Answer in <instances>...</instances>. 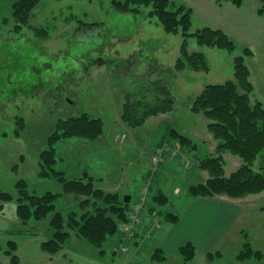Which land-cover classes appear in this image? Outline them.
Instances as JSON below:
<instances>
[{
	"label": "rangeland",
	"instance_id": "374dc122",
	"mask_svg": "<svg viewBox=\"0 0 264 264\" xmlns=\"http://www.w3.org/2000/svg\"><path fill=\"white\" fill-rule=\"evenodd\" d=\"M170 1L176 9L184 6L192 12L190 34L205 27L219 29L201 19L209 5L254 7L255 15L263 20L260 27H264V15L259 13L263 0H242L241 7L219 0ZM18 2L0 0V187L16 198L0 204V264H11V258L4 253L10 241L18 245L16 255L20 264H53L52 260L32 257L34 242L41 237L44 242L50 236L49 221L22 226L17 216L16 184L19 180L27 181L29 190L37 195L61 191L58 183L39 177V155L48 149V138L59 119L83 114L103 120L102 139L59 143L55 168L66 171L70 179L87 171L96 179L97 187L109 189L106 192L116 189L109 193H118L124 200L129 196L132 202L127 221L109 237L102 251L78 242L74 236L66 249L113 258L112 263L121 260V264H184L180 255L170 249L164 250L168 258L164 263L154 262L151 257L160 246L163 232L179 224L168 222L167 214L182 219L190 203L196 200L188 187L210 178L206 171L198 169L197 162L207 155L215 156L217 142L206 129L207 120L190 111V103L206 85L233 80L234 59L244 49L252 52V56H246L251 75L257 74L259 68L255 66L264 64V45H246L220 29L237 45V50L229 53L200 48L196 39L190 37L189 51L204 52L210 72L177 73L174 66L184 41L182 31L167 34L157 19L148 16L151 8L141 7L140 13L133 15L117 12L113 0H41L31 14L29 26L16 32L13 13ZM90 23L100 25L92 29L83 26ZM34 29L44 30L47 38L36 36ZM250 80L254 88L252 103L259 101L264 105L262 93L255 91L251 77ZM161 85L174 97L175 111L150 119L142 128L128 129L120 121L123 96L136 93L137 99H143L148 94L146 99L151 100ZM20 119H24L23 127ZM172 129L191 140L192 152L184 149L177 138L167 141V132ZM17 132L20 135L16 136ZM223 158L226 177L242 165L230 154ZM259 168L260 160L254 164L255 171ZM156 196L160 200L165 196L167 200L158 204ZM256 196L259 195L244 199L207 198L230 200L247 212L234 225L227 241L217 247L200 248L197 260L190 264H211L208 252H221L213 264H259L236 259L247 241L264 253V197ZM73 198L64 197L57 208L65 215L83 213L80 198ZM135 254H139L137 259Z\"/></svg>",
	"mask_w": 264,
	"mask_h": 264
},
{
	"label": "trees",
	"instance_id": "16d2710c",
	"mask_svg": "<svg viewBox=\"0 0 264 264\" xmlns=\"http://www.w3.org/2000/svg\"><path fill=\"white\" fill-rule=\"evenodd\" d=\"M41 0H19L15 5L13 17L17 23L16 32L29 26L33 10ZM232 2L236 7L242 6V0H219ZM114 9L122 14L137 15L140 8H151L149 17L157 19L167 34L177 35L182 31L184 41L180 48L174 70L177 73L185 71L209 73L210 66L207 56L202 51H189L188 38L194 37L200 48H217L234 53L237 50L235 42L222 30L205 27L195 34H190L192 28V12L181 6L176 9L170 0H113ZM264 15L263 6L259 10ZM99 23L83 24L88 29L96 28ZM36 36L47 38L44 30L34 29ZM246 56H252L249 49L234 59V79L225 83L208 84L190 103V111L203 116L207 120L206 129L217 142L215 156L207 155L200 158L198 169L206 171L210 178L205 183L188 187L189 193L196 199L226 196L231 199H244L251 195L264 193V105L256 101L252 103L254 88L251 83V72L246 63ZM162 81V80H161ZM158 90V89H157ZM136 93H126L123 96L120 121L128 129L144 127L151 118L168 115L175 111L176 101L169 90L160 86V90L151 100L135 97ZM21 120L23 127L24 119ZM105 124L102 119L92 118L88 114L67 119H59L54 131L48 138V149L39 155V177L49 179L59 184L58 193L46 192L37 195L29 190L27 181L19 180L16 184L17 216L25 228L31 222L49 221V238L40 249L49 256H58L66 249L73 239L86 242L91 247L104 248L109 237L119 232L120 224L127 221L130 203L118 193H109L97 187L96 179L87 171L80 177L70 179L66 171L55 168L57 164V145L70 139H84L98 142L104 135ZM20 133H16V136ZM169 135V136H168ZM20 137V136H19ZM179 139L184 149L192 152L190 139L172 129L167 132L168 139ZM230 154L238 158L242 165L226 177L223 166V156ZM260 160L259 171L254 170V164ZM73 195L80 200L79 208L83 213L69 212L65 215L57 208V203L66 196ZM15 196L5 192L0 187V204L11 203ZM155 202L164 204L165 196ZM171 224H177L180 216L167 214ZM29 235L31 233H28ZM36 235L32 233L31 235ZM28 235V236H29ZM85 244V243H84ZM9 249L4 252L11 258V264H20L16 255L18 245L15 241L8 243ZM104 251V250H103ZM0 252L2 247L0 246ZM105 252V251H104ZM103 253V252H102ZM179 255L184 264L192 263L197 256V247L192 243L183 245ZM221 256V252L207 254V260L213 264V259ZM239 261L254 260L264 264V253L253 248L246 242L236 257ZM154 262L164 263L168 258L162 249H156L151 257Z\"/></svg>",
	"mask_w": 264,
	"mask_h": 264
},
{
	"label": "crops",
	"instance_id": "0c3cea01",
	"mask_svg": "<svg viewBox=\"0 0 264 264\" xmlns=\"http://www.w3.org/2000/svg\"><path fill=\"white\" fill-rule=\"evenodd\" d=\"M201 19L207 25L224 30L230 36H233L246 45H264V37L262 38L264 27H260L263 20L255 15L254 7L237 9L229 4L222 6L209 5L206 7L205 12L201 14ZM262 47L263 50L261 51L264 54V46ZM255 67L259 68V72L257 71V74L253 73L251 79H253L255 91L258 90L260 94L262 93L261 101L264 102V64L261 67ZM256 78H258L257 81ZM261 82L263 85L260 84ZM256 83L262 89H259ZM162 116L166 115L158 117ZM114 190L109 192L117 191L116 189ZM261 196L264 197V194L256 197ZM130 200H132L131 197ZM246 212L238 203L234 204L230 200L223 198H217L216 200L196 199L190 203L186 209L185 216L180 219L179 224L163 232L162 239L159 242L160 246L156 247V249H162L163 251L170 249L174 254L179 255L180 248L187 243L194 244L198 251L200 248L217 247L227 241L234 225L244 217ZM41 238L40 241L34 242L33 244L32 249L34 251L32 257L37 256L39 258L49 259L52 260L50 262L53 264H121V260L118 263H112L113 258L108 260L106 257L101 258L94 253L89 256L84 250H73L70 252L64 249L60 255L52 257L53 259H51L49 255L42 253L40 250V245L43 242V237ZM79 245L77 246L81 247ZM29 250L30 248L28 247L27 253H29ZM138 256L139 254H135L136 259ZM135 262L136 260L133 261V263Z\"/></svg>",
	"mask_w": 264,
	"mask_h": 264
},
{
	"label": "water",
	"instance_id": "95a60500",
	"mask_svg": "<svg viewBox=\"0 0 264 264\" xmlns=\"http://www.w3.org/2000/svg\"><path fill=\"white\" fill-rule=\"evenodd\" d=\"M193 149L196 150V148H193ZM125 202H127V203L130 202V198H129V196H126V197H125Z\"/></svg>",
	"mask_w": 264,
	"mask_h": 264
}]
</instances>
